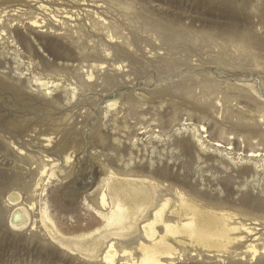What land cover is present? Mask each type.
Masks as SVG:
<instances>
[{
  "label": "rangeland",
  "instance_id": "374dc122",
  "mask_svg": "<svg viewBox=\"0 0 264 264\" xmlns=\"http://www.w3.org/2000/svg\"><path fill=\"white\" fill-rule=\"evenodd\" d=\"M21 1L0 0V264H103L62 247L44 221L48 212L63 230L95 225L88 207L99 209L112 171L209 201L198 185L252 230H238L226 256L180 264H264L245 253L255 240L264 247V0ZM41 4L77 11L74 24ZM87 10L115 26V44ZM34 12L43 28L29 22ZM46 81L60 85L49 96ZM195 128L223 148L202 147ZM225 177L227 191L216 181ZM14 193L19 205L7 202ZM20 207L30 223L14 231Z\"/></svg>",
  "mask_w": 264,
  "mask_h": 264
},
{
  "label": "bare ground",
  "instance_id": "6f19581e",
  "mask_svg": "<svg viewBox=\"0 0 264 264\" xmlns=\"http://www.w3.org/2000/svg\"><path fill=\"white\" fill-rule=\"evenodd\" d=\"M39 10L51 12L50 14L54 15L53 19L56 18L55 21L62 26H66L69 20L71 23L74 22V15L77 16V11L59 8L57 12L62 11L61 14L65 15L66 21L58 19V13L56 12V15L52 8L45 4H41ZM86 13L94 22H90L91 27L96 31L103 26L104 28L101 30L106 31L108 40L115 44L117 38L112 31L115 26L111 28L107 25L106 20L98 12L87 10ZM43 19L39 20L38 14L35 15L34 12V16L29 22L32 26L43 28L41 26L45 23ZM91 19L89 18V20ZM78 23L80 24V22ZM79 24L75 25V28L78 26L76 32L83 31ZM91 46L93 47V45ZM106 47L108 46L106 45ZM106 54H110V52H106ZM93 73L88 75V80L93 79ZM39 86L48 96L54 91L51 89L60 87L59 84L48 81L39 83ZM75 92L77 93V89L72 86L69 92L71 93L70 99L74 98ZM115 105V103H111V107ZM196 128L198 143L202 147H205L206 143L210 144L211 141H205V136H201L202 131ZM210 145L223 148L219 143ZM220 156L223 160H227L226 156ZM257 156V154H252L249 157ZM72 158V154L65 156V162L70 163ZM46 162L47 164L42 166L43 174L53 164L49 161ZM216 181L220 184L223 183L227 191L229 178L225 177ZM197 187L198 185H193L191 189L200 197L208 196L209 201L197 198L190 192L192 191L190 189L150 179L138 182L131 179L129 175L125 176L124 174V177H119L112 171L107 175L96 196L95 203L99 209L88 207L96 216L97 223L95 225L63 230L57 225L53 215L48 212H46L44 222L52 239L59 242L62 247L71 253L79 252L86 258H100L103 264H119V261H125V264H180L187 254L191 257H198L201 253L216 254L219 257L220 255L226 256L231 246L239 240L235 233L243 228L250 232L252 230L242 222H236L239 214L227 207V204L218 201L216 199L218 195L199 190ZM223 199L227 202V197ZM7 202L10 205H19L22 202V197L19 193H14L9 195ZM29 223L30 217L25 208H17L11 215L10 225L14 231L25 229ZM112 237H121L125 241L117 243ZM130 237L132 239H129ZM255 241L249 244L245 250V253L253 260L264 254V247L261 249Z\"/></svg>",
  "mask_w": 264,
  "mask_h": 264
}]
</instances>
